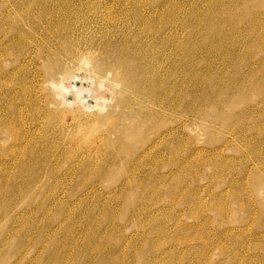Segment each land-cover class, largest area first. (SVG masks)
I'll return each instance as SVG.
<instances>
[{
  "label": "rangeland",
  "instance_id": "1",
  "mask_svg": "<svg viewBox=\"0 0 264 264\" xmlns=\"http://www.w3.org/2000/svg\"><path fill=\"white\" fill-rule=\"evenodd\" d=\"M0 210V264H264V0H0Z\"/></svg>",
  "mask_w": 264,
  "mask_h": 264
},
{
  "label": "bare ground",
  "instance_id": "2",
  "mask_svg": "<svg viewBox=\"0 0 264 264\" xmlns=\"http://www.w3.org/2000/svg\"><path fill=\"white\" fill-rule=\"evenodd\" d=\"M65 1H66V0H65ZM219 1H220V0H219ZM219 4H221V3H219ZM221 5H222V4H221ZM221 5H220V6H221ZM213 6H214V5H212L211 7H213ZM216 6H217V5H215L214 8H215ZM207 50H208V49H207ZM208 51H209V50H208ZM205 53H206V52H205ZM144 60H145V59H144ZM144 60H143V61H144ZM139 62H140V61H139ZM143 63H144V62H142V64H143ZM193 65H194V64H193ZM135 66H136V65H135ZM137 66H138V65H137ZM133 67H134V66H133ZM138 67H140V66H138ZM152 67H153V65H152ZM152 67H151V66L149 67V63H145V64H143L140 68H143V69L146 68V70H145L144 73H150V74H151L152 72H151L150 68H152ZM210 67H211V66H210ZM136 68H137V67H136ZM193 68H194V67H193ZM130 69H131L130 72H132V68H130ZM134 69H135V68H134ZM140 70H141V69H139L138 71H140ZM135 71H137V70H135ZM142 71H143V70H142ZM125 72H126V71H125ZM133 72H134V70H133ZM140 72H141V71H140ZM140 72H139V75H140ZM126 73H127V72H126ZM128 73H129V71H128ZM137 74H138V72H137ZM142 74H143V73H142ZM150 74H148V75H150ZM144 78H146V80H147V79L151 78V76H145ZM215 80H216V79H215ZM137 84H138V83H137ZM137 84H136V85H137ZM215 85H216V84H215ZM137 86H138V85H137ZM135 88H136V87H135ZM135 88H134V89H135ZM136 89H139V88H136ZM140 90H141V89H140ZM132 91H133V90H132ZM134 92L140 95V91H139V90H134ZM141 93H142V90H141ZM147 93H148V92H147ZM38 97H39V96H38ZM38 97H37V98H38ZM153 97H154V96H153ZM31 100H32V99H30V102L32 103L34 100H33V101H31ZM154 100H156V99H154ZM165 100H167V99H165ZM205 100H206V99H205ZM35 101H36V100H35ZM35 101H34V104H35ZM167 101H168V100H167ZM40 102H41V101H40ZM153 102H154V104H156V105H157V104H158V105L161 104V103H160L161 101H160V102L153 101ZM213 102H214V101H213ZM36 103H37V102H36ZM164 103H165V101H164ZM168 103H169V102H168ZM203 103H205L204 100H203ZM215 103H216V102H214V104H215ZM219 103H220V102H219ZM219 103H216V104L219 105ZM28 104H29V103H28ZM32 104H33V103H32ZM151 104H152V103H151ZM207 104H208V103H207ZM35 105H36V104H35ZM41 105H42V104H41ZM161 106H163V103H162ZM169 106H172V105H167V104H166L165 106H163V108H164V109H169ZM175 106H176V105H175ZM175 106H174V107H175ZM203 106H204V105H203ZM219 106H220V105H219ZM38 107H39V106H38ZM38 107H37V108H38ZM172 107H173V106H172ZM172 107H171V109H172ZM221 107H222V106H221ZM158 108H159V107H158ZM191 108H192V107H191ZM204 108H205V106H204ZM204 108H203V109H204ZM39 110H40V109H39ZM39 110H38V113H39ZM169 111H170V110H169ZM203 112H204V111H203ZM38 113H37V114H38ZM39 114H40V113H39ZM219 114H220V113H219ZM222 114H223V113H222ZM232 116H233V115H232ZM138 120H139V119H138ZM213 122H214V121H213ZM228 124H229V122H228ZM231 125H232V124H231ZM226 128H227V127H226ZM165 132L168 133V132H170V130L167 129ZM14 136H15V135H14ZM163 137H166V136H163ZM167 137H169V136L167 135ZM173 137H174V135H173ZM163 139H165V138H163ZM160 142H161V140H160ZM154 143H155V142H154ZM156 144H157V143H156ZM158 145H159V144H158ZM141 146H142V145H141ZM163 146H164V145H163ZM167 146H168V144H167ZM139 147H140V146H139ZM161 147H162V146H161ZM168 147H169V146H168ZM132 148H133V147H132ZM141 148H142V147H141ZM143 148H144V146H143ZM153 148H154V145L149 146L148 150H147V151H144V155H146L147 153H149V151L152 152ZM157 148H158V146H157ZM157 148H156V150H157ZM166 150H167V149H166ZM141 151H142V149H141ZM153 151H154V150H153ZM167 151H168V150H167ZM154 152H155V151H154ZM123 153H124V152H123ZM131 153H132V152H131ZM137 153H138V152H137ZM141 155H142V154H141ZM128 157H129V155H128ZM132 157H133V156H132ZM132 157H131V158H132ZM125 158H126V157H125ZM144 158H145V157H144ZM142 159H143V158H139V159H137V160H142ZM155 159H156V158H155ZM85 162H86L87 164H89L88 166L91 167L90 169L94 168V167L90 166V165H92V164L94 165V163H95L94 161H92V159L88 158L87 161H85ZM85 162H83V163L85 164ZM136 162H137V161H136ZM171 162H173V161H171ZM140 165H141V164H140ZM84 166H85V165H84ZM96 167H97V165H96ZM86 169H87V168H86ZM86 169H85V170H86ZM90 169H89V170H90ZM97 169H99V167H98ZM87 170H88V169H87ZM87 170H86V172H87ZM95 170H96V168H95ZM93 171H94V170H93ZM97 171H98V170H97ZM94 172H95V171H94ZM92 173H93V172H92ZM82 174H83V173H82ZM95 174H96V172H95L93 175H94L95 177H97ZM90 175H91V172H90ZM87 176H89V174H87ZM91 176H92V175H91ZM91 176H89V178H90ZM32 178L34 179V177H32ZM91 178H92V177H91ZM33 179H32V181H33ZM87 179H88V178H87ZM29 180H31V179H29ZM35 180H36V179H35ZM35 180H34V181H35ZM88 181H89V180H88ZM27 185H28V184H27ZM30 185H31V184H30ZM27 187H28V186H27ZM27 187H26V188H27ZM31 187H32V186H31ZM81 187H82V186H81ZM82 188H83V187H82ZM82 188H81V189H82ZM83 190H84V189H83ZM22 191H23V190H22ZM27 192H28V190H27ZM17 193H18V192H17ZM81 193H82V192H81ZM19 194H20V193H19ZM67 195H68V194H67ZM70 195H71V194H70ZM20 196H21V195H20ZM72 198H73V197H72ZM79 200H80V197H79ZM1 210H2V209H1ZM1 210H0V211H1ZM42 226H43V225H42ZM22 228H23V227H22ZM19 231H20V230H19ZM19 231H18V232H19ZM21 231H22V230H21ZM22 232H23V231H22ZM52 233H53V232H52ZM52 233H51V235H52ZM26 240H27V239H26ZM28 240H29V239H28ZM17 251H18V250H17ZM17 253H18V252H17ZM63 253H64V252H63Z\"/></svg>",
  "mask_w": 264,
  "mask_h": 264
}]
</instances>
